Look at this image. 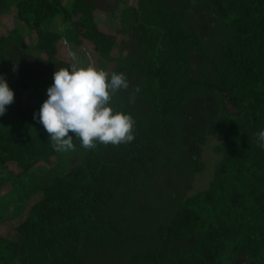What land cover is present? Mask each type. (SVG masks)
Returning a JSON list of instances; mask_svg holds the SVG:
<instances>
[{"label":"trees","instance_id":"obj_1","mask_svg":"<svg viewBox=\"0 0 264 264\" xmlns=\"http://www.w3.org/2000/svg\"><path fill=\"white\" fill-rule=\"evenodd\" d=\"M220 18L226 34L211 59L212 77H197L192 61L200 46L197 31L187 27L180 14L164 0H136L133 22L124 30L140 60L126 61L119 72L134 71L142 82L131 92L117 94L112 107L135 120V139L128 144L85 150L81 165L56 174L41 188L40 197L13 234L0 237V264H85L80 252L87 244L121 243L134 238L127 219L108 210L111 199L124 188L123 200L132 195L133 181L148 172L157 160V142L174 145L176 115L185 100L202 91L216 94L221 105L223 140L216 147L221 155L207 188L186 197L171 217L157 229L159 245L134 252L127 264H246L259 262L264 254V149L241 138L244 128L253 134L264 129V0H196ZM91 0H17L15 15L35 29L34 57L45 64L67 63L56 57L59 32L42 29L50 17L70 23L74 42H89L94 51L110 55L116 37L102 30L94 17ZM226 22V20H228ZM27 52L24 35L16 26L0 36V75L11 68L7 51ZM14 102L6 106L22 120L19 127H0V165L13 163L20 174L38 162L57 155L48 136L29 134L35 106L22 100L31 84L11 71L8 81ZM139 91H135V89ZM133 97L149 111L147 120L134 117ZM70 135H74L69 133ZM73 143L81 146L78 139ZM195 237L193 247L171 255L175 242Z\"/></svg>","mask_w":264,"mask_h":264},{"label":"rangeland","instance_id":"obj_2","mask_svg":"<svg viewBox=\"0 0 264 264\" xmlns=\"http://www.w3.org/2000/svg\"><path fill=\"white\" fill-rule=\"evenodd\" d=\"M17 0H0V36L16 26L24 35L27 52L22 54L15 47L7 51L11 68L4 79L8 83L15 64L17 73L28 80L31 86L22 93V100L40 106L47 98L46 89L52 84V75L57 68H68L71 63L69 52H75L82 64H92L105 71L124 73L129 88L118 94L131 92L142 82L141 76L134 71L119 72L118 67L130 60H140L142 52L129 43L124 30L133 22V7L136 0H91L95 5L94 17L99 27L116 37V45L110 55L94 51L89 42L77 45L70 23L62 21L60 16L50 17L41 24L42 29L60 33L56 57L67 63V67L58 64L45 65L35 61L34 57H44L36 52L35 29L15 15ZM67 7L72 0H61ZM168 7L181 15L185 25L193 28L200 36L201 43L192 54L197 77H212L211 59L216 54L219 40L226 34L225 23L213 15L204 1L164 0ZM226 20V22H228ZM36 50V51H35ZM134 117L149 118L147 107L139 100L129 97ZM221 105L216 94L202 91L188 97L179 109L174 121V145L157 142L158 157L150 163L149 171L143 172L133 181L132 195L123 200L120 188L109 203V212L118 219H127L135 235L121 243L104 242L90 245L82 241L80 252L85 264H127L134 252L145 251L159 245L158 226L168 220L176 207L188 196L208 187L214 170L221 159L216 147L223 140ZM21 118L8 110L0 116V127H19ZM29 134L42 133L48 136L42 124H36ZM242 140L258 145L253 131L244 128ZM75 150L58 152L48 161L38 162L29 172L20 174L15 164L0 165V237L13 234V227L27 214L31 204L41 195V188L54 175L66 172L81 165L84 153L82 146ZM195 237L174 243L171 255L177 256L190 250ZM247 259L237 260V264H246ZM255 264H264L262 259Z\"/></svg>","mask_w":264,"mask_h":264},{"label":"clouds","instance_id":"obj_3","mask_svg":"<svg viewBox=\"0 0 264 264\" xmlns=\"http://www.w3.org/2000/svg\"><path fill=\"white\" fill-rule=\"evenodd\" d=\"M69 56V67L53 72V82L46 89L47 98L38 113L33 114V119L48 133L53 149L75 150L74 138L85 150L95 149L97 143L105 146L131 143L135 139L133 116L112 107L117 94L129 88L127 76L109 73L92 64L84 65L75 52L70 51ZM13 71H16L15 64ZM13 102L14 93L0 75V116ZM254 136L258 146L264 149V129Z\"/></svg>","mask_w":264,"mask_h":264}]
</instances>
